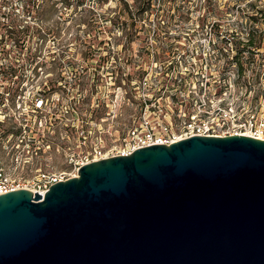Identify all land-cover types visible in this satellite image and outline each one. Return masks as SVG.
Segmentation results:
<instances>
[{
  "label": "water",
  "instance_id": "obj_1",
  "mask_svg": "<svg viewBox=\"0 0 264 264\" xmlns=\"http://www.w3.org/2000/svg\"><path fill=\"white\" fill-rule=\"evenodd\" d=\"M0 264H264V139L189 135L0 193Z\"/></svg>",
  "mask_w": 264,
  "mask_h": 264
},
{
  "label": "rangeland",
  "instance_id": "obj_2",
  "mask_svg": "<svg viewBox=\"0 0 264 264\" xmlns=\"http://www.w3.org/2000/svg\"><path fill=\"white\" fill-rule=\"evenodd\" d=\"M7 1L0 0V47L9 52L4 61L26 68L19 110L28 109L42 79L59 75L65 86L47 99L41 113L35 112L31 118L34 123L51 111L57 119L50 127L55 125V131H59L66 121L64 117L73 118L72 109L84 111L86 115L82 117L87 119L89 103H98L91 109L92 121L88 122L91 133L84 143L75 133H69L65 141L57 132L46 136V141H52L49 150L37 153L36 159H29L28 164L26 154H20L17 160L22 168L13 170L17 175L29 177L37 166L67 170V156L89 145L95 134H100L106 145L115 143L138 111L135 83L153 61L157 63L166 56L165 50L169 48L161 47L166 43L165 37L210 35L211 24L200 25L207 18L217 20L223 33L255 39L258 49L248 53L255 63L239 74L232 64L228 83L233 95L264 115V0ZM181 40L193 45L192 50L186 47L184 53L188 55V64L196 68L201 53L198 51L202 48L191 39L181 37ZM227 45L229 53H233L234 48H230V43ZM16 55L17 59L12 60ZM192 55L196 58H189ZM12 151L16 150L0 153L5 165L12 161Z\"/></svg>",
  "mask_w": 264,
  "mask_h": 264
},
{
  "label": "built area",
  "instance_id": "obj_3",
  "mask_svg": "<svg viewBox=\"0 0 264 264\" xmlns=\"http://www.w3.org/2000/svg\"><path fill=\"white\" fill-rule=\"evenodd\" d=\"M179 37H165L166 43L161 47L166 48L167 45L169 48L165 50L166 56L157 63L153 61L135 83L138 111L132 122L118 134L115 143L106 145L100 134H95L89 145L67 156V170L37 166L36 172L29 177L13 172L14 168H22V163L17 160L20 154H26L27 164L31 163L37 153L49 150L52 141L45 138L55 132L64 141L69 133H75L84 143L91 133V126H88V122L92 121L91 109L98 103H89L87 119L82 117V114L86 115L84 111L72 109L73 118L64 117L66 121L62 122L64 126L59 131H55V125L50 127L57 119L51 111L43 116V120L39 116L34 123L31 118L35 112L41 113L47 99L65 86L62 75L42 79L33 102L28 109L20 111L18 98L25 86L26 68L4 61L9 52L0 47V58L3 60L0 61V153L8 154L12 149L16 150L12 151L13 159L7 165L0 154V193L23 187L43 194L51 183L75 175L83 163L114 154H127L136 147L152 143L167 144L189 135L251 133L249 135H260L264 139V115H259L250 103L245 104L232 94L228 83L229 71L223 69L224 56L216 49L218 44L226 49L227 42H221L213 35ZM181 37L198 42L197 46L202 48L198 51L201 53L196 68L188 64V55L184 53L186 47L192 50L193 45L184 44ZM193 57L196 58L194 55L189 58ZM73 69L75 67L70 70ZM78 77L81 78V74H77Z\"/></svg>",
  "mask_w": 264,
  "mask_h": 264
},
{
  "label": "trees",
  "instance_id": "obj_4",
  "mask_svg": "<svg viewBox=\"0 0 264 264\" xmlns=\"http://www.w3.org/2000/svg\"><path fill=\"white\" fill-rule=\"evenodd\" d=\"M3 3L8 2L7 0H1ZM63 1V0H60ZM27 2L34 3L35 0H26ZM65 3L69 4L68 1H64ZM148 2V0H147ZM81 3V1L79 2ZM4 5V4H2ZM200 5V4H199ZM141 9H145V7H142ZM251 16V15H250ZM207 19H203L200 23L201 26L205 23L211 24V30L210 35L215 36L216 38L220 39L221 42L226 41L227 43H230V48L233 49V53H229V47L226 49L224 46H221L220 44L216 45L217 51L221 54V56H224L226 58L223 69H232L230 66L234 64L235 71L237 74L242 73L244 71L245 67H248L255 63L254 57L252 55L255 52V49H258V45L255 43V39H253L251 36H239V35H233V34H226L227 32H222L221 29H219L217 26L220 25L217 23V20L215 21H207ZM233 43V44H231ZM250 53V54H248ZM230 57V59H229ZM250 58V59H249ZM248 62L247 65L243 66V63ZM259 65L260 63H256ZM233 68V69H234Z\"/></svg>",
  "mask_w": 264,
  "mask_h": 264
},
{
  "label": "bare ground",
  "instance_id": "obj_5",
  "mask_svg": "<svg viewBox=\"0 0 264 264\" xmlns=\"http://www.w3.org/2000/svg\"><path fill=\"white\" fill-rule=\"evenodd\" d=\"M246 134H251V133H246ZM258 137H261L260 135H258Z\"/></svg>",
  "mask_w": 264,
  "mask_h": 264
}]
</instances>
